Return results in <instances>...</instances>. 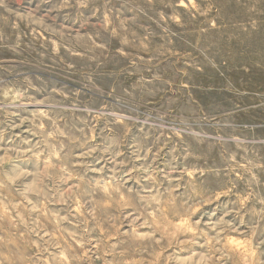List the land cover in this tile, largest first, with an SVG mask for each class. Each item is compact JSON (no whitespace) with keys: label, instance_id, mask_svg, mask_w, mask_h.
Segmentation results:
<instances>
[{"label":"rangeland","instance_id":"1","mask_svg":"<svg viewBox=\"0 0 264 264\" xmlns=\"http://www.w3.org/2000/svg\"><path fill=\"white\" fill-rule=\"evenodd\" d=\"M0 264H264V0H0Z\"/></svg>","mask_w":264,"mask_h":264}]
</instances>
